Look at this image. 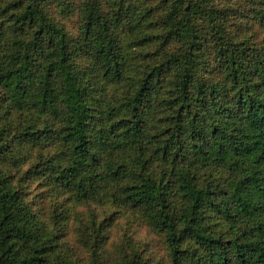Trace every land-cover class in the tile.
I'll return each mask as SVG.
<instances>
[{
  "label": "trees",
  "instance_id": "1",
  "mask_svg": "<svg viewBox=\"0 0 264 264\" xmlns=\"http://www.w3.org/2000/svg\"><path fill=\"white\" fill-rule=\"evenodd\" d=\"M0 264H264V0H0Z\"/></svg>",
  "mask_w": 264,
  "mask_h": 264
},
{
  "label": "rangeland",
  "instance_id": "2",
  "mask_svg": "<svg viewBox=\"0 0 264 264\" xmlns=\"http://www.w3.org/2000/svg\"><path fill=\"white\" fill-rule=\"evenodd\" d=\"M29 187H30L31 193L33 194L37 193L34 184H31ZM77 211L78 213H82L85 216H88L87 207L85 206L78 207ZM96 211L100 214L102 213V209H98ZM132 222H133V218L130 213L123 214L121 217L117 219V224L115 226L116 239L114 240V245H116V243H120L121 246L125 247L126 251L129 254H131L132 251H135V252L139 251L140 254H144L143 255L145 257L144 259H146V257H148L149 255H152L153 253V250L148 247V245L151 244L150 237L147 235L145 231H141L140 233V231H138L137 228L132 227L131 225ZM71 223H73V226L76 225L74 221H72ZM125 237H127L128 239H132L131 240L132 242L127 243V241H125ZM165 249L166 248L163 245L160 247V250H161L159 251L160 255L163 254ZM155 252H158V251H155Z\"/></svg>",
  "mask_w": 264,
  "mask_h": 264
}]
</instances>
